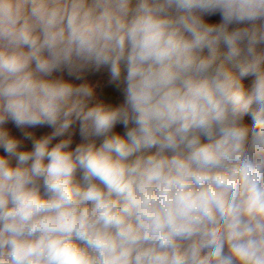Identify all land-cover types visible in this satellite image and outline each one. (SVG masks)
<instances>
[{
	"label": "clouds",
	"instance_id": "9594fccd",
	"mask_svg": "<svg viewBox=\"0 0 264 264\" xmlns=\"http://www.w3.org/2000/svg\"><path fill=\"white\" fill-rule=\"evenodd\" d=\"M0 264H264V0H0Z\"/></svg>",
	"mask_w": 264,
	"mask_h": 264
},
{
	"label": "rangeland",
	"instance_id": "374dc122",
	"mask_svg": "<svg viewBox=\"0 0 264 264\" xmlns=\"http://www.w3.org/2000/svg\"><path fill=\"white\" fill-rule=\"evenodd\" d=\"M208 19H210L211 22H218L219 17L218 16H214V17H209ZM97 79L102 80L104 83H106V81H107L106 73H101L99 75V77H97ZM245 83L247 84V83H249V81L246 80ZM108 96H109L110 99L114 100L117 103L122 100V96L119 94V92H117L115 89H112V88H108ZM246 120L249 123H251V118L250 117H246ZM47 131H49V129H40V130H38V134L43 133V132H47ZM76 140H78V137H76Z\"/></svg>",
	"mask_w": 264,
	"mask_h": 264
},
{
	"label": "bare ground",
	"instance_id": "6f19581e",
	"mask_svg": "<svg viewBox=\"0 0 264 264\" xmlns=\"http://www.w3.org/2000/svg\"><path fill=\"white\" fill-rule=\"evenodd\" d=\"M209 20H210V19H209ZM99 75H100V74H99ZM99 75H98V76H95V77H94V76H90L89 79H90V80H96L97 77H99ZM103 75H104V74H103Z\"/></svg>",
	"mask_w": 264,
	"mask_h": 264
}]
</instances>
